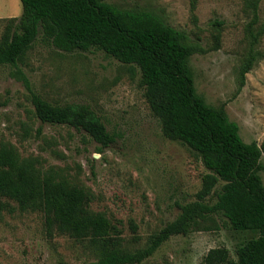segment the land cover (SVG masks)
<instances>
[{"label": "rangeland", "instance_id": "374dc122", "mask_svg": "<svg viewBox=\"0 0 264 264\" xmlns=\"http://www.w3.org/2000/svg\"><path fill=\"white\" fill-rule=\"evenodd\" d=\"M103 1L151 11L184 33L195 49L188 64L196 92L207 104L223 107L244 142L264 141V0H258L256 15L248 0ZM21 12L20 0H0V40ZM140 78L135 65L97 49L58 50L40 31L16 66L0 65V142L90 190L94 197L89 208L118 223L130 250L146 247L152 235L179 215L180 204L195 200L207 172L187 146L163 135ZM30 91L51 103L89 105L114 142L98 151L100 145L83 130L42 122ZM260 160L264 163V154ZM258 173L264 184V171ZM208 202L214 203L215 196ZM11 205L14 211H0V264H84L97 259L89 240L48 234L42 213ZM258 235L234 230L221 214H213L186 235L171 236L138 264H201L217 246L228 248L235 261V249Z\"/></svg>", "mask_w": 264, "mask_h": 264}, {"label": "trees", "instance_id": "16d2710c", "mask_svg": "<svg viewBox=\"0 0 264 264\" xmlns=\"http://www.w3.org/2000/svg\"><path fill=\"white\" fill-rule=\"evenodd\" d=\"M22 12L0 40V65L16 66L37 35L64 52L102 50L140 71V85L166 138L187 146L207 172L195 200L180 204L179 215L152 235L148 245L130 250L122 229L103 212L91 210L93 193L72 184L57 169H43L37 157L19 154L0 142V211H38L48 234H65L90 241L97 259L84 264H138L171 236L186 235L213 214H221L234 230L257 231L258 236L235 249L210 248L201 264H264V141L244 142L238 124L223 107L207 104L196 92L189 57L195 51L181 31L147 10L117 7L103 0H20ZM256 15L258 0H248ZM8 22H14L10 18ZM16 74L29 88L23 72ZM31 92L35 115L50 124L86 132L100 147L115 137L87 104L51 103ZM219 182H223L218 188ZM215 196V202L208 199ZM136 233V225L130 221ZM64 264V263H61Z\"/></svg>", "mask_w": 264, "mask_h": 264}]
</instances>
